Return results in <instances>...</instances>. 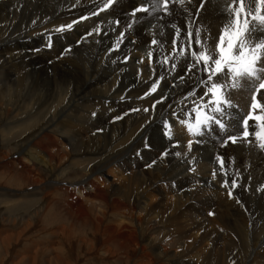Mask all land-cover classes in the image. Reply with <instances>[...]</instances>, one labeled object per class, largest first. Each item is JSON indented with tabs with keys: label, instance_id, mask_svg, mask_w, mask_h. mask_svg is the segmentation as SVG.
Listing matches in <instances>:
<instances>
[{
	"label": "bare ground",
	"instance_id": "bare-ground-1",
	"mask_svg": "<svg viewBox=\"0 0 264 264\" xmlns=\"http://www.w3.org/2000/svg\"><path fill=\"white\" fill-rule=\"evenodd\" d=\"M156 5L157 0H0V103L10 89L9 95L20 99L30 80L36 83L29 86L34 91L45 88L39 84L50 79L59 95L64 94L56 112H47L40 119L44 122L30 127L25 141L13 147L24 143L40 146L50 164L57 162L56 167L51 164V173L69 159L60 134H68L79 151L95 155L104 149L107 154L118 141L114 151L102 156L97 165L113 161L108 172L124 174L119 184L104 181L105 173L99 168L77 182L74 190L69 185L62 189L72 196L80 194L91 207L110 208L114 213L106 227L107 239L129 250L131 256L144 244L151 245L153 255L168 264H211L212 256H217L214 264H222L220 256H258L264 250V148L255 135L261 131L256 127L260 122L249 121L246 138L242 127L251 110L252 82L245 80L241 87L228 91L232 119H228L227 106L223 115L207 109V115L221 120L225 128L214 123L202 125L199 133L188 128L205 111L201 107L198 113L197 105L208 86L203 83L207 74L200 70L203 65L189 71L195 61L180 49L189 26L193 41L199 32L200 39L215 49L220 30L229 19L226 0H168L167 10ZM138 6L148 11L133 16ZM69 24L70 29L66 27ZM62 27L64 30L58 31ZM177 30L180 38L174 45ZM33 42V48L52 42L53 50L43 48L34 53L27 47ZM69 46L73 49L59 56L60 49ZM193 47L199 48L195 43ZM49 59L55 60L51 66L47 65ZM255 83L258 86L259 81ZM154 84L156 90L152 91ZM257 99L264 103V89ZM100 102L106 109L95 118L88 120L82 115ZM13 106L4 111L0 106L3 128L29 122L40 107L13 116L22 105ZM256 114H261L260 109ZM11 116L13 122H9ZM230 136L237 137L236 141ZM34 138L39 140L34 142ZM20 155L35 167L21 150ZM73 170L77 176L86 173L81 167ZM20 176L39 186L29 174ZM49 198L55 206V198ZM76 203L56 205L68 219L87 224L86 207L74 210ZM209 211L224 227L238 228L243 242L246 232L252 230L253 248L247 245V250L234 252L229 247L231 251L222 249V253V246L210 250L217 243L210 242L208 234L197 233L208 223ZM174 234L177 238L172 240ZM166 240L175 249L167 248Z\"/></svg>",
	"mask_w": 264,
	"mask_h": 264
},
{
	"label": "rangeland",
	"instance_id": "rangeland-1",
	"mask_svg": "<svg viewBox=\"0 0 264 264\" xmlns=\"http://www.w3.org/2000/svg\"><path fill=\"white\" fill-rule=\"evenodd\" d=\"M30 32L31 31H29V33ZM73 40H75V38H73ZM52 42H49V46L38 44V46L34 48L33 45H35V43L33 42L31 44L29 43V45L27 44V47L29 46L30 48L28 49L35 50L36 52L34 51V53L39 52V50L43 48L46 52H50L53 50ZM67 48L64 50L62 47L59 56H61V53L63 55L65 52L67 53L69 50L71 51L73 49L71 46ZM27 57L26 61H29L30 57ZM54 61L53 59H49L47 61L48 64H46L51 66ZM26 69L28 70L29 67ZM49 74L51 73L49 72ZM225 75L226 72L223 74V77L218 76L216 81L219 83L221 79L226 78ZM45 78L46 77L43 79ZM31 82L32 80H30L28 87L19 96L20 99H16L13 95H9V93L13 91V89H10V91L3 96V105L0 103L1 111L13 105H15L13 109L17 108L18 105H22L20 109L13 112V116L19 112L23 113L26 110L28 111L30 108L35 110L37 105H40L34 112V114L36 113L35 116L29 122H22L3 128V122L0 121V264H168L165 259L154 256L150 249L151 245L148 244L137 247L135 251L132 252V256L129 250L125 251L120 247L118 248L116 243L110 242L107 239L109 231L106 227L112 222L114 212L105 205L98 204L96 208L91 207L90 204L88 205V201L80 194L72 196L70 192L66 193V190L62 189L69 185L71 189L74 190L77 182L85 179L88 175L95 174L99 168H103V173H105V177L103 176L104 181L107 183H115L116 181V183L119 184L120 181L124 179V174L117 170L108 172V170H110V164L113 163V161L106 162V164L101 166L97 165V161L103 158L102 156L105 157L110 151H114L113 148L117 147L118 141L112 145V149L109 150L107 154V149H104L102 154L95 155L91 154V152L79 151L78 148L73 146V139L68 137V134H60V140L66 143L63 150L65 149L68 152L69 159L65 158V161L58 164V168L54 169L51 173L50 167L53 162L50 164L48 156L40 146L28 147V143H24L22 147L21 145L16 148L13 147V145L25 141L28 136L27 134H29L28 130L30 127L44 122L40 120L41 118L46 117L48 113L54 114L56 112V105L63 101L64 98V94L63 96L59 95L60 92L56 85L53 87L51 86L53 82L50 79L41 81V83L43 82L42 84L39 82V86L41 85L40 87L46 86L41 90L39 88L38 91H34L33 87H29L36 84ZM249 94L251 96V94L253 95L254 93ZM103 109H106V107L100 102L97 107L91 106V108L87 109V112H84L82 115H85L88 120H92ZM227 109L229 111V107H227ZM233 114V111H229L228 119H232ZM17 117L21 116L19 115L16 116V118ZM9 122H13L12 116ZM238 123H241V119H238ZM36 139L37 138H34L32 140L35 142ZM25 147L28 148L25 149ZM57 149V147L53 148V152L55 153ZM20 150L23 151L28 158L33 160L36 168L34 166L32 167L26 159H22ZM124 153L118 156V158L122 157ZM90 160L94 162L88 163ZM54 162L53 166L56 167L57 162ZM78 167L85 169L86 173L77 176L75 174L76 170H73V168L78 169ZM61 173H65V175L60 176ZM21 174H29L34 177L38 181L39 188L35 186V183L23 180L20 176ZM175 182L176 181L173 183ZM205 183L197 184L204 185ZM58 187L61 189L59 190ZM175 190H177V188H175ZM212 194L214 195V193ZM48 197H54L56 204L61 203V205L65 207L70 206V203L77 202L74 210H78L81 205L86 207L87 211L84 213L82 211V213L87 216L84 218L87 224L68 219L65 212L62 211L60 207H57L56 204L54 206L52 204V199H48ZM209 216H211L210 219ZM213 216L212 211H209L206 216L208 223L206 221L207 224L205 223L206 225L197 232L200 235L202 233L208 234V237L210 236V242L213 241L215 244L217 243L214 245L215 247H209L210 250H214L217 247V251L218 247L220 248L222 246V248H220L221 250L219 249L222 253L225 250L231 251L232 249L234 252H243L247 250L248 246L251 249L253 248L255 242L251 240V238H254L252 230L246 232L250 235V239L246 236L248 234L244 235L248 242L245 238L243 242L241 240L242 234L238 232V228L235 227V229L234 226L233 228L232 226L231 228H226L215 216ZM100 219L102 221H100ZM212 220L217 222V225L211 222ZM126 231L129 232L128 230ZM125 235L128 238V234L125 233ZM157 236L158 232L156 233V237ZM142 238L143 237H140V239ZM176 238L177 235L174 234L172 240ZM166 242H168V240H166ZM166 244V247H169V249L175 247H170V242ZM229 247L232 249L230 248L229 250ZM178 249L179 248H177V250ZM222 249L225 250L222 251ZM263 252L258 256H253L256 259L252 256H220V261L222 264H264ZM194 257L197 258L198 256ZM212 257L211 264H214L217 256ZM198 264H202L201 261H199Z\"/></svg>",
	"mask_w": 264,
	"mask_h": 264
},
{
	"label": "snow or ice",
	"instance_id": "snow-or-ice-1",
	"mask_svg": "<svg viewBox=\"0 0 264 264\" xmlns=\"http://www.w3.org/2000/svg\"><path fill=\"white\" fill-rule=\"evenodd\" d=\"M110 2V0H109ZM163 6L167 10L168 0H157L156 6ZM107 7V5H106ZM202 7V6H201ZM148 8L138 6L133 10L132 15L137 12H147ZM225 12L229 19L220 30L215 49L209 48L205 41L200 39L199 32L193 41V32L189 26L186 32L184 44L181 46L182 53L191 56L195 61L189 66L199 67L207 74V80L203 83L208 85L201 96V103L197 105V112L202 107L203 113H199L195 125L188 124L190 131L199 133L202 125L216 124L220 128L226 125L215 118L208 116L207 109L211 108L213 113L224 114L225 106L232 107L228 91L241 87L242 82H252L254 94L252 97L251 110L242 121L243 137L249 136V121L256 123L261 131H256V138L261 141L260 146L264 148V103L257 99L261 89H264V0H226ZM68 29L71 24L66 26ZM64 27L58 29L63 31ZM180 38V31L177 30L174 45ZM155 44L156 41H153ZM193 43L199 48L193 47ZM227 72V78L222 82H216L218 76L223 77ZM256 81H259L258 86ZM156 90V85L152 91ZM191 95V94H190ZM205 97H208L205 100ZM260 109L261 114L257 115L256 110ZM233 142L237 137H229Z\"/></svg>",
	"mask_w": 264,
	"mask_h": 264
}]
</instances>
